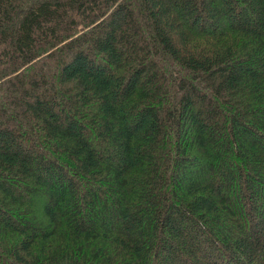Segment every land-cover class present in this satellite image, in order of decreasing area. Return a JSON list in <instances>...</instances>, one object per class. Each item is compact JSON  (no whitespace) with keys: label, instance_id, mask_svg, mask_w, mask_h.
I'll use <instances>...</instances> for the list:
<instances>
[{"label":"trees","instance_id":"1","mask_svg":"<svg viewBox=\"0 0 264 264\" xmlns=\"http://www.w3.org/2000/svg\"><path fill=\"white\" fill-rule=\"evenodd\" d=\"M0 264H264V0H0Z\"/></svg>","mask_w":264,"mask_h":264}]
</instances>
